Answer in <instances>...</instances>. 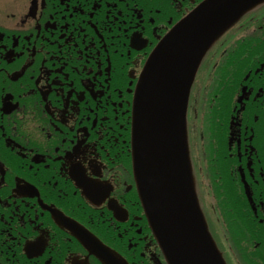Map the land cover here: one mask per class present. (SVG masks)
Instances as JSON below:
<instances>
[{
	"label": "flooded vegetation",
	"instance_id": "obj_1",
	"mask_svg": "<svg viewBox=\"0 0 264 264\" xmlns=\"http://www.w3.org/2000/svg\"><path fill=\"white\" fill-rule=\"evenodd\" d=\"M198 1L0 0V264H168L135 189L132 101ZM232 31L198 68L188 139L210 138L194 160L211 230L245 246L227 261L264 264V5Z\"/></svg>",
	"mask_w": 264,
	"mask_h": 264
},
{
	"label": "water",
	"instance_id": "obj_2",
	"mask_svg": "<svg viewBox=\"0 0 264 264\" xmlns=\"http://www.w3.org/2000/svg\"><path fill=\"white\" fill-rule=\"evenodd\" d=\"M259 1L203 2L161 41L142 73L133 106V165L149 224L172 264H225L197 203L184 115L204 52Z\"/></svg>",
	"mask_w": 264,
	"mask_h": 264
},
{
	"label": "rangeland",
	"instance_id": "obj_3",
	"mask_svg": "<svg viewBox=\"0 0 264 264\" xmlns=\"http://www.w3.org/2000/svg\"><path fill=\"white\" fill-rule=\"evenodd\" d=\"M196 129V131H195V134H194V140H193V145H194V148H195V150L194 149H192V154H193V157L194 158H199V156H197V151H198V147H200V145H202V143H201V139H200V136H201V126H198V128H195ZM212 183V182H211ZM214 187V186H213ZM212 187V188H213ZM214 195L215 194H213V201H214V203H216L217 202V200H216V202H215V199H214ZM215 198H216V195H215ZM202 200H203V198H202ZM216 207H217V203H216ZM218 211V210H217ZM217 216H219V218L221 219V217H220V214H219V212H218V214H217ZM222 220V219H221ZM215 222V221H214ZM216 223V222H215ZM211 224H212V226H213V222H211ZM217 224V223H216ZM217 226H218V228H217V233L219 234V235H217V236H219L220 237V239H221V242H222V239H224V242L226 243V244H224V245H226V246H229L232 250L233 249H235V251H237V249L238 248H242L240 245H239V243L236 241V238H235V235H220V229H219V225L217 224ZM215 233V232H214ZM235 251L234 252H232V255H234V253H235Z\"/></svg>",
	"mask_w": 264,
	"mask_h": 264
}]
</instances>
